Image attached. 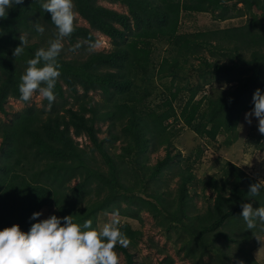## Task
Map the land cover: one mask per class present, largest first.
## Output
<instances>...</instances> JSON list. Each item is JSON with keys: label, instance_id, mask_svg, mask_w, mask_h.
Here are the masks:
<instances>
[{"label": "trees", "instance_id": "trees-1", "mask_svg": "<svg viewBox=\"0 0 264 264\" xmlns=\"http://www.w3.org/2000/svg\"><path fill=\"white\" fill-rule=\"evenodd\" d=\"M107 1L126 10L98 0H73L86 25L74 21L75 32L64 40L50 109L47 100L36 106L22 101L19 93L27 60L47 47L55 32L50 14L41 0H23L0 19V113L6 116L0 117V229L16 223L27 232L36 222L31 214L47 205L59 217L73 215L81 224L91 219L93 227H98L99 213L119 210L122 217L140 220V213L147 212L168 239L174 234L177 253L188 264H261L253 250L264 225L248 230L240 216L242 203L264 207V190L254 198L248 194L257 178L226 160L217 174L198 180L191 164L179 167L173 137L176 126L182 125L211 144L220 134L236 138L241 113L253 108L254 91L264 92V0ZM194 12L209 13L218 21L245 17L246 22L181 32L183 14ZM36 24L44 26L43 35ZM95 32L110 39L109 50H93ZM24 33V54L13 56ZM77 43V55L66 57L65 48L71 51ZM158 45L169 46L170 55H156ZM182 77L185 83L178 86L175 81ZM213 82L228 87L197 98ZM182 89L188 97L177 111L173 102ZM92 92L100 93L101 100L94 101ZM155 92L161 100L152 103ZM9 98L25 106L9 112ZM103 123L106 135L101 138ZM82 136L90 148L79 143ZM117 141L119 152L112 150ZM160 148L164 155L149 164L150 153ZM174 167L178 180L170 190L164 173ZM207 189L212 196L199 209L194 198L199 193L205 197ZM121 231L130 243L115 250L124 254L125 264H133L131 249L137 248L143 233L128 222L121 223ZM228 242L236 243L234 251ZM173 263L169 254L158 262Z\"/></svg>", "mask_w": 264, "mask_h": 264}, {"label": "clouds", "instance_id": "clouds-1", "mask_svg": "<svg viewBox=\"0 0 264 264\" xmlns=\"http://www.w3.org/2000/svg\"><path fill=\"white\" fill-rule=\"evenodd\" d=\"M22 4L23 0H0V19L7 18L9 9ZM41 7L50 14L55 32L47 47L37 49L34 56L27 60L20 77L19 93L20 99L25 102L39 93L42 100L48 101L50 109L61 75L58 57L64 49V40L75 32L76 12L73 0H41ZM35 28L41 35L44 34L43 25L36 24ZM19 40L13 56L24 54L28 34H20ZM79 47L77 43L71 51L75 52ZM252 102L253 108L245 113V121L251 124L254 116L259 133L264 135V92L259 88L254 91ZM261 190H264V179H257L249 185V197L258 196ZM240 207L246 229L256 228L257 223L264 225V207H253L251 202L242 203ZM41 215L39 211L31 214L30 219L36 222L30 225L27 232L16 223L0 229V264H119L116 246L127 247L130 243L121 231L119 210H114L111 220L99 227H93L91 219L78 223L73 215L59 217L51 214L39 219Z\"/></svg>", "mask_w": 264, "mask_h": 264}, {"label": "rangeland", "instance_id": "rangeland-1", "mask_svg": "<svg viewBox=\"0 0 264 264\" xmlns=\"http://www.w3.org/2000/svg\"><path fill=\"white\" fill-rule=\"evenodd\" d=\"M99 3L114 8L118 11H125V6L120 3H113L107 0H98ZM75 22L78 25H86V22L76 13ZM246 22L245 17H236L227 20H216L209 13H186L183 14L181 18V32L187 34L202 32L206 30L216 29V28H227L232 26L243 25ZM97 36V41L92 45L93 50H109L112 46L110 39L99 33L95 32ZM65 56L72 57L77 55L79 50L71 52L68 47L65 48ZM156 55H170L169 46L158 45L157 50L155 51ZM203 54L207 57L210 56L207 50L203 51ZM221 60L226 61V56H218ZM197 61H194V64ZM168 80V79H167ZM166 80V81H167ZM159 83V82H158ZM178 86H182L185 83V78L182 77V80H176ZM161 85V83H160ZM228 84L213 82L210 85H206L203 90L197 95V98H200L202 94L209 93L211 90L227 88ZM159 89V88H158ZM164 88L160 86V92ZM160 92H155L152 98L150 99L152 103L158 102L161 100ZM94 101L101 100V94L98 92H92L91 94ZM188 97V91L182 89L176 100L173 102L175 109L179 111L183 103ZM41 96L39 93H35L32 99L29 101L30 104H35L36 106H41ZM25 106V103L20 100L9 98L6 108L9 112L13 110L22 109ZM250 111L242 112L236 127V138L232 139V135L228 136V133L220 134L216 137V141L208 143L204 138L197 136L190 128L182 125H177L178 128L177 134L173 137V152H179L180 159L178 160L179 167L187 166L191 164V171L195 174V177L198 180H202L207 175L217 174L220 166L226 161H232L240 168L245 170L247 173L252 175L257 179H264V140L258 138L261 137V133L258 131V121L253 116L252 123L248 124L245 121V113ZM0 117L5 119L6 116L0 113ZM105 124H101L102 131L99 133V137H104L106 135ZM228 138L232 139L230 143L224 142ZM79 143L86 148H90L91 144L86 137L77 138ZM264 139V137H263ZM261 144L262 149L258 147ZM116 147L112 149L115 152H119V146L121 145L118 141L115 143ZM199 150V156L198 151ZM96 158L100 160V156L97 152H94ZM164 155V150L161 148L156 152L150 153L149 164L155 162L157 158H161ZM187 160V161H186ZM177 171V168L174 167L173 170H166L164 173V180H168L169 189L176 187V182L178 176L174 174ZM171 177V179H170ZM166 189V187H165ZM196 191H200V186L196 188ZM197 192V193H198ZM200 194V193H199ZM194 198L197 208L203 209L207 205V197L212 196V192L207 189L205 192V197L199 195ZM202 194V193H201ZM42 215L40 219L47 218L51 214H56L55 208L51 205L44 206L40 209ZM141 219H133L128 217L119 216L120 223L128 222L130 226L134 229H139L142 231L143 236L139 241L136 249H131L133 255V264H158L159 260L164 256V254H169L174 258L173 264H188V260L182 257V254L177 253V246L174 242V234L168 239L163 230H161L158 225L155 224L152 216L147 212H141ZM112 218L111 213H99L97 216L98 227L102 226L103 223L110 221ZM230 249L234 251L236 243L228 242ZM119 256V264H125L124 254L118 250H115ZM163 251V253H160ZM254 258L264 264V233L260 236L259 245L253 250Z\"/></svg>", "mask_w": 264, "mask_h": 264}, {"label": "crops", "instance_id": "crops-1", "mask_svg": "<svg viewBox=\"0 0 264 264\" xmlns=\"http://www.w3.org/2000/svg\"><path fill=\"white\" fill-rule=\"evenodd\" d=\"M254 256V255H253ZM255 257V256H254Z\"/></svg>", "mask_w": 264, "mask_h": 264}]
</instances>
